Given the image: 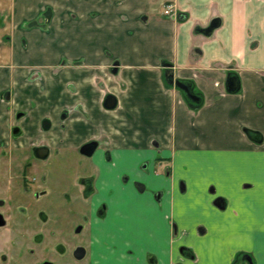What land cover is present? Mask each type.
I'll return each mask as SVG.
<instances>
[{"label":"crops","instance_id":"0c3cea01","mask_svg":"<svg viewBox=\"0 0 264 264\" xmlns=\"http://www.w3.org/2000/svg\"><path fill=\"white\" fill-rule=\"evenodd\" d=\"M5 6L0 0V11ZM63 7L62 43L68 37L81 47L63 55L80 64L48 75L46 103L31 117L58 118L50 109L56 100L74 117L75 143L101 140L97 167L114 177L96 186L104 195L114 190L115 199L93 243L117 264H232L237 252L264 264V0H63ZM167 70L196 102L165 78ZM105 93L115 96L113 109L103 107Z\"/></svg>","mask_w":264,"mask_h":264},{"label":"flooded vegetation","instance_id":"af4514ba","mask_svg":"<svg viewBox=\"0 0 264 264\" xmlns=\"http://www.w3.org/2000/svg\"><path fill=\"white\" fill-rule=\"evenodd\" d=\"M21 42L20 38L18 44ZM22 53L23 58L28 54ZM14 54L10 53L4 63L5 57L0 52V101L7 102L9 92L21 90L19 95L14 94L16 102L18 105L27 103L32 110L37 103H46L45 91L50 85L46 84L50 81L48 75H62L64 67L80 64L68 60L62 53L55 62L53 57L57 53L53 52L34 53L42 56L44 61L15 64L18 55ZM115 62L111 72L118 65L114 66ZM57 84L58 89H62V84ZM66 88L74 91L70 85ZM108 94L111 93L104 94L102 105ZM74 108L82 111L77 103ZM69 114L70 109L65 107L59 110L58 118L45 114L34 121L31 111L20 108L14 112L8 132L0 131V264H117L112 255L93 243L97 222L109 218L115 199L114 190L110 189L104 195L99 193L96 185L101 181L99 177L110 184L114 171L99 172L96 162L101 140L91 137L75 143L71 139L77 132L72 130L70 134L68 131L71 130L68 122L74 119H69ZM4 117L0 116L3 126L7 120ZM67 143H73L72 150L88 160L84 171L77 168L79 165L72 164V151L65 155L64 162H60L63 156L59 149ZM103 160L111 161L109 150L103 153ZM53 165H58V169ZM121 181L129 182L127 173L122 175ZM132 184L138 192L143 191L140 182L133 181ZM79 216L80 219H75ZM102 230H106L104 224L99 231ZM138 243V247H143L142 240ZM145 261L154 262L153 256L146 253Z\"/></svg>","mask_w":264,"mask_h":264},{"label":"rangeland","instance_id":"374dc122","mask_svg":"<svg viewBox=\"0 0 264 264\" xmlns=\"http://www.w3.org/2000/svg\"><path fill=\"white\" fill-rule=\"evenodd\" d=\"M5 5L6 6L3 11H0V52H2V57H5V60L3 61L4 63L8 61L10 53L13 52L18 55V58L13 62L15 64H26L31 60L44 61L42 56L34 54L39 52L57 53L53 57L55 62L58 61L57 58L61 53L63 54L64 52H67L73 55L80 52L81 47L78 48V40L73 42L72 39H68L67 37L66 39H63L64 43H62V37L67 35L68 31L66 22L68 15L63 10V0H5ZM47 15H49V17H47ZM70 15H72L71 19H77L74 12L70 13ZM77 31V28H75V35H77ZM20 38L22 39V42L21 44H18ZM48 45H53V47H47ZM22 52H28V54L25 55V58H23L24 54ZM74 67H77V64H75ZM16 79H18V76ZM65 89L67 90V88ZM20 91H11L9 92L7 102L0 101V116L4 115V118H7V120H5L6 123L4 126L3 123L1 124L0 122V131L8 132V127L13 123V114L16 110L20 108L23 110L26 109L27 111L32 110L33 107L31 108L29 105H27V103L18 105L16 102L14 94L17 93L19 95L21 93ZM22 93H24V90H22ZM62 94L63 93L61 92L58 93V101H61ZM54 103L53 107H50V109H54L52 112L58 113V106L54 105ZM72 145L73 143H67L65 146L59 149V153L63 156V159H60L63 161L60 162H64L67 159V156L65 155L72 151L74 155L71 160L72 164L79 165L77 168H79L81 171H84L88 160H85L84 157L74 152L72 150ZM58 162L59 161H53L54 164H57ZM53 166L56 170L58 169V165ZM57 173L55 176H57ZM80 217L81 216L75 217V219L78 220ZM84 234L86 237V233ZM79 236L82 237L83 233H79ZM186 248L187 246L183 244L179 245L178 251L180 253H184ZM126 250L130 251L131 249L127 248ZM160 252L163 255L161 248ZM244 254L245 253L237 252L234 255L232 264H246V261L243 259Z\"/></svg>","mask_w":264,"mask_h":264},{"label":"water","instance_id":"95a60500","mask_svg":"<svg viewBox=\"0 0 264 264\" xmlns=\"http://www.w3.org/2000/svg\"><path fill=\"white\" fill-rule=\"evenodd\" d=\"M218 24V21H212L210 23V25L208 27L205 28V32L206 33H209L213 28H215ZM118 63L115 62L114 63V66H116ZM115 68H112V71L115 72ZM165 78L169 79V82L171 84H174L175 87H177L178 89H180L181 91L184 92L185 96L192 100V101H197L198 100V97L197 95H195L191 90H190V87L188 84L178 80V79H173V73L172 71L170 70H167L165 72ZM227 86H228V90H235L236 86H237V82H236V79L235 77H229L228 80H227ZM116 105V98L115 96H113L112 94H108L105 96V99H104V103H103V106L106 108V109H111L113 108L114 106ZM86 149V148H85ZM217 206H220L219 204H217ZM247 264H253L252 263V260H251V257L247 254L244 255L243 257Z\"/></svg>","mask_w":264,"mask_h":264},{"label":"built area","instance_id":"2783aa9c","mask_svg":"<svg viewBox=\"0 0 264 264\" xmlns=\"http://www.w3.org/2000/svg\"><path fill=\"white\" fill-rule=\"evenodd\" d=\"M171 8H172L171 5H166L165 8H164V10H163V13L164 14H169L170 11H171Z\"/></svg>","mask_w":264,"mask_h":264},{"label":"trees","instance_id":"16d2710c","mask_svg":"<svg viewBox=\"0 0 264 264\" xmlns=\"http://www.w3.org/2000/svg\"><path fill=\"white\" fill-rule=\"evenodd\" d=\"M185 99H186V97H185ZM189 100H190V99H188V98L186 99V101H187L189 104H191ZM191 105H192V104H191ZM193 106H194V105H193ZM198 106H199L198 104H197V106L195 105V107H198Z\"/></svg>","mask_w":264,"mask_h":264}]
</instances>
